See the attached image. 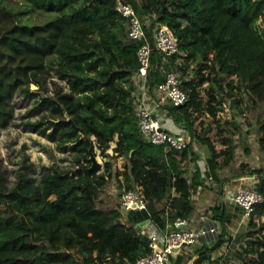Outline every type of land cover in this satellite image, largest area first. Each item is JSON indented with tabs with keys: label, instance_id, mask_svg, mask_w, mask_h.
<instances>
[{
	"label": "trees",
	"instance_id": "obj_1",
	"mask_svg": "<svg viewBox=\"0 0 264 264\" xmlns=\"http://www.w3.org/2000/svg\"><path fill=\"white\" fill-rule=\"evenodd\" d=\"M125 1L151 19L145 26L150 40L158 23L178 41L172 55L152 51L148 87L153 93L169 70L181 72L187 100L165 109L191 140L178 150L142 136L134 80L141 41L128 36V20L116 0H0V129L15 119L17 91L31 98L32 83L43 89L46 79L64 80L41 101L49 114L24 126L50 130L48 138L63 149L69 146L74 162V169L53 166L38 183L19 170L12 186L0 170V264H136L150 251L140 222L149 218L166 230L176 217L195 211L192 195L204 181L194 141L208 148L209 175L221 183L256 175L263 200L233 238L227 235L230 215L221 204L213 206L212 217L222 225L216 243L176 260L199 264L231 243L237 244L232 253L239 264H264V164L235 165L228 127L238 123L218 119L228 99L240 114L250 107L259 117L257 142L264 152V0ZM31 10L49 17L25 22L22 16ZM202 116L211 117L217 140ZM111 142L113 155L126 157L123 170L111 161L101 171L89 170L95 149L109 156ZM223 167L229 175L220 172ZM112 180L119 200L123 190L141 186L146 208L124 214L120 201L107 204L105 189Z\"/></svg>",
	"mask_w": 264,
	"mask_h": 264
},
{
	"label": "built area",
	"instance_id": "obj_2",
	"mask_svg": "<svg viewBox=\"0 0 264 264\" xmlns=\"http://www.w3.org/2000/svg\"><path fill=\"white\" fill-rule=\"evenodd\" d=\"M119 13L128 20V36L140 40L137 49L138 70L134 76L138 89L137 116L138 126L142 136L153 144H167L175 149H183L191 140L184 126L170 127L174 121L170 116L162 115L165 104L181 105L187 100V93L181 88V72L169 70L162 81L155 84L153 93L148 87V71L151 65L153 50L166 56L179 51L178 41L170 28L164 24H154L151 40L146 27L151 24L148 16L140 15L134 7L125 0H116ZM173 120V121H172ZM141 186L123 190L120 196V210L127 214L132 209L146 208V201ZM235 202L242 208V217L247 218L255 203L261 202L263 196L258 192L256 183H248L234 195ZM142 231L149 238L150 251L140 257L136 264H168L170 258L178 251L188 249L206 235L215 233L217 226H189L187 217H176L166 230L157 227L149 218L140 222ZM221 264H236L231 259Z\"/></svg>",
	"mask_w": 264,
	"mask_h": 264
},
{
	"label": "rangeland",
	"instance_id": "obj_3",
	"mask_svg": "<svg viewBox=\"0 0 264 264\" xmlns=\"http://www.w3.org/2000/svg\"><path fill=\"white\" fill-rule=\"evenodd\" d=\"M48 17L49 15L46 12L31 10L22 16V19L25 22L38 23L43 22ZM258 22L259 25L263 23L261 19ZM57 85L64 86L65 81L57 77L46 79L43 89H39L37 85L32 83L30 88L36 91L33 97L30 98L22 91H17L13 98L15 119L8 128L0 129V170L3 173L7 186L14 185L16 174L19 170L27 171L29 179L38 183L41 176L51 171L53 166H58L63 169H74L73 152H71L69 146L63 149L56 141H51L47 136L50 130L46 132L33 131L29 127L24 126L26 121H36L44 115L49 114V108L41 101L47 96H52ZM200 119L205 125H212L213 128L209 135L214 141L217 140L216 138L218 136L215 134L217 129L214 128L211 117L202 116ZM218 119L221 123L225 120H235L238 123V128H234L232 125L228 127L230 132L234 133L232 139L236 144L234 164L237 165L242 162L250 167L263 165L264 152L260 151L257 142L259 117L256 115V112L249 107L240 114L239 108L233 105V102L228 99L222 104V108L218 113ZM227 133L228 130L225 129V134L227 135ZM114 145V142L110 143V147L107 150L109 156H103L99 150L95 149L96 160L101 165L100 171L103 169L105 161H111L115 170H123L127 162L126 157L123 155H113L112 148ZM193 145L194 148H200L201 153L208 154L206 145L199 144L197 141H194ZM198 163L200 167L205 166L202 160H199ZM220 172L229 175V168L223 167ZM234 181L236 182V189L238 190L241 187L247 186L248 183H256L257 176L253 175L250 182L241 179L231 182L235 183ZM214 182L216 184L218 183L216 180ZM105 191H108L107 196L104 197L107 204L115 205L119 202L115 180L107 184ZM105 191L102 195L105 194ZM230 235H232V232ZM235 248H237V244H225L220 249L223 252L219 256V260L221 259V262H224L231 259L236 264H239V259L232 253ZM169 263H171V258Z\"/></svg>",
	"mask_w": 264,
	"mask_h": 264
},
{
	"label": "crops",
	"instance_id": "obj_4",
	"mask_svg": "<svg viewBox=\"0 0 264 264\" xmlns=\"http://www.w3.org/2000/svg\"><path fill=\"white\" fill-rule=\"evenodd\" d=\"M164 113L166 117L169 116L166 112L165 105L163 108L162 115ZM176 124L178 125V123L173 121L170 124V127L172 129H175L177 127ZM198 149L195 148L196 152L198 153L197 164L199 166V170L201 172V178L204 181V184L200 185L195 190L194 194L192 195L194 199V203H195V211L188 218L189 226L200 227V226L215 225L217 226V230L215 233H212V234H209V235H206L200 238L195 245L189 247L188 249H183L181 251H178L176 254H174L171 257V263H168V264H179L178 260H176L179 255H182L184 258H187L188 256L194 255L197 250L204 249L205 247H210L214 243H216L218 239L217 240L215 239V235L219 232V236H220L222 232L221 223L212 217V207L216 206L217 204H221V208L225 209L226 213L230 215L231 221H230L229 226L227 227L228 237L229 236L232 237L236 235V233H238L239 231H242L246 227V220L242 218V214L240 212V206L234 200V195L237 192V189H236L237 185L235 181H234L235 183L231 181L241 179V180H246L250 182L251 177L253 175L240 176L238 178H232L226 182H222V183L218 182L216 184L214 182V180L216 179H214V177H212L211 175L207 173L210 169L208 162H207V157L209 153L208 154L206 153L204 154V152L201 153L200 148ZM199 160H202L205 166L200 167L198 163ZM219 186H221L220 189L222 193H220V191L218 192L217 187ZM231 232H232V235H230ZM225 244L227 243H224L219 249L213 251L208 259L203 260L199 264H221L223 263L221 262V259L219 260V256H221L223 252V251H220V249L223 248ZM185 264H196V263H194L193 260L189 259L188 261H186Z\"/></svg>",
	"mask_w": 264,
	"mask_h": 264
},
{
	"label": "water",
	"instance_id": "obj_5",
	"mask_svg": "<svg viewBox=\"0 0 264 264\" xmlns=\"http://www.w3.org/2000/svg\"><path fill=\"white\" fill-rule=\"evenodd\" d=\"M91 159V165L89 167V170L99 171L100 170V163L96 160V157L94 154L90 156ZM219 238V232L215 235V239L217 240Z\"/></svg>",
	"mask_w": 264,
	"mask_h": 264
}]
</instances>
